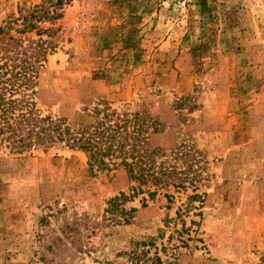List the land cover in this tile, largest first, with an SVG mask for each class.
Returning a JSON list of instances; mask_svg holds the SVG:
<instances>
[{"label": "rangeland", "instance_id": "obj_1", "mask_svg": "<svg viewBox=\"0 0 264 264\" xmlns=\"http://www.w3.org/2000/svg\"><path fill=\"white\" fill-rule=\"evenodd\" d=\"M0 86L136 115L168 173L0 141V264H264V0H0Z\"/></svg>", "mask_w": 264, "mask_h": 264}, {"label": "trees", "instance_id": "obj_2", "mask_svg": "<svg viewBox=\"0 0 264 264\" xmlns=\"http://www.w3.org/2000/svg\"><path fill=\"white\" fill-rule=\"evenodd\" d=\"M11 91V87L0 86V141H8L11 147L22 150L32 145L64 142L85 151L90 168L121 165L131 179L140 183L150 180L160 183L168 174L152 170L154 148L147 145L136 115L129 117L128 112L117 111L108 102H99L87 113L85 122L72 128L66 118L41 115L27 98H16ZM118 158L119 162H115ZM125 198L122 193L109 204Z\"/></svg>", "mask_w": 264, "mask_h": 264}]
</instances>
